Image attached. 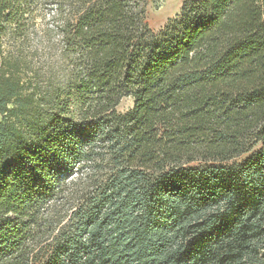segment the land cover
Segmentation results:
<instances>
[{
  "label": "trees",
  "instance_id": "trees-1",
  "mask_svg": "<svg viewBox=\"0 0 264 264\" xmlns=\"http://www.w3.org/2000/svg\"><path fill=\"white\" fill-rule=\"evenodd\" d=\"M147 3L0 0V264H264V0Z\"/></svg>",
  "mask_w": 264,
  "mask_h": 264
},
{
  "label": "rangeland",
  "instance_id": "rangeland-1",
  "mask_svg": "<svg viewBox=\"0 0 264 264\" xmlns=\"http://www.w3.org/2000/svg\"><path fill=\"white\" fill-rule=\"evenodd\" d=\"M184 1L185 0H148L145 16L148 26L153 31L157 32L168 22L174 21L180 14ZM52 6L53 5L47 3L39 9L32 42H37L46 26L51 25L50 18L54 10ZM40 47H42V52L40 54L42 60L45 57L47 58L49 54L57 53L55 52L56 46H53L51 43L47 44L46 41H42V46ZM51 47L52 49H50ZM132 105V97L127 96L120 100L116 109L118 112L122 113L130 109Z\"/></svg>",
  "mask_w": 264,
  "mask_h": 264
},
{
  "label": "snow or ice",
  "instance_id": "snow-or-ice-1",
  "mask_svg": "<svg viewBox=\"0 0 264 264\" xmlns=\"http://www.w3.org/2000/svg\"><path fill=\"white\" fill-rule=\"evenodd\" d=\"M85 134H86V132H85Z\"/></svg>",
  "mask_w": 264,
  "mask_h": 264
}]
</instances>
